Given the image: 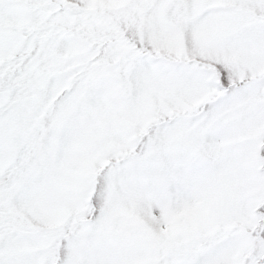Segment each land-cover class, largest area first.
Listing matches in <instances>:
<instances>
[{
    "label": "snow or ice",
    "instance_id": "1",
    "mask_svg": "<svg viewBox=\"0 0 264 264\" xmlns=\"http://www.w3.org/2000/svg\"><path fill=\"white\" fill-rule=\"evenodd\" d=\"M0 264H264V0H0Z\"/></svg>",
    "mask_w": 264,
    "mask_h": 264
}]
</instances>
